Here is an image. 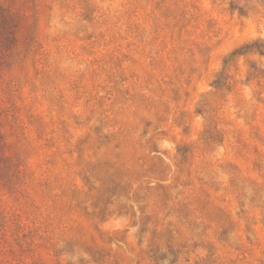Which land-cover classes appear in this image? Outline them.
<instances>
[{
	"label": "rangeland",
	"instance_id": "1",
	"mask_svg": "<svg viewBox=\"0 0 264 264\" xmlns=\"http://www.w3.org/2000/svg\"><path fill=\"white\" fill-rule=\"evenodd\" d=\"M0 4V264H264V0Z\"/></svg>",
	"mask_w": 264,
	"mask_h": 264
},
{
	"label": "trees",
	"instance_id": "2",
	"mask_svg": "<svg viewBox=\"0 0 264 264\" xmlns=\"http://www.w3.org/2000/svg\"><path fill=\"white\" fill-rule=\"evenodd\" d=\"M15 17L4 5L0 4V66H3L9 56V52L15 42ZM2 148V136L0 135V150ZM2 156L0 155V176Z\"/></svg>",
	"mask_w": 264,
	"mask_h": 264
}]
</instances>
